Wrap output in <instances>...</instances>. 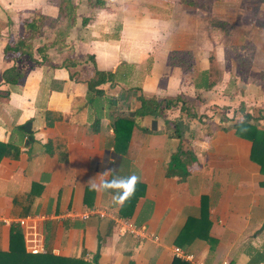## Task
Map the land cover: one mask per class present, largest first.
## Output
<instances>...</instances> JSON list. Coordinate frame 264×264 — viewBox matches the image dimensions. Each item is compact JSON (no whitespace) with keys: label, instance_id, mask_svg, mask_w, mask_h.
Segmentation results:
<instances>
[{"label":"crops","instance_id":"1","mask_svg":"<svg viewBox=\"0 0 264 264\" xmlns=\"http://www.w3.org/2000/svg\"><path fill=\"white\" fill-rule=\"evenodd\" d=\"M71 1L72 27L41 60L36 48L52 35L33 39L31 56L4 48L20 38L22 21L36 10L56 16L62 0H0V250H7L16 218L42 215L44 250L57 256L173 264L171 247L178 246L205 264H264V176L250 158L251 142L232 127L244 114L264 124V0H230L255 4L244 11L230 5L228 22L241 24L250 10L263 19L248 18L252 30H230L249 39L244 47L231 34L232 55L220 56L217 75L199 0H110L104 8ZM228 28L214 29L222 36ZM70 58L78 64L63 66ZM9 67L22 73L20 82L2 79ZM94 70L111 74L95 87L99 93L87 90ZM140 97L159 101L156 113L130 123L128 136L115 143L113 120L133 118ZM167 121L177 123L179 136L168 135ZM106 170L109 179L141 178L123 206L112 203L113 190L88 187ZM90 208L143 226L157 240L118 234L108 215L81 219Z\"/></svg>","mask_w":264,"mask_h":264},{"label":"trees","instance_id":"2","mask_svg":"<svg viewBox=\"0 0 264 264\" xmlns=\"http://www.w3.org/2000/svg\"><path fill=\"white\" fill-rule=\"evenodd\" d=\"M110 0H94V5L97 8H104L105 3ZM77 5L71 0H62L61 4L57 8V14L54 17L42 14L36 10L29 20L21 22V36L16 40H8L4 50L10 52H25L29 56L32 54V40L37 37H47L52 35V42L46 43L36 48L39 57L42 59L47 58L44 50L46 47L53 45V43L63 44L69 29L73 25L75 10ZM63 25L54 28L59 22ZM85 19H82V23ZM218 22L213 21L211 24L215 25ZM25 47V49H23ZM90 62H93L92 56H87ZM63 66L69 67L78 64V61L74 58L64 60ZM110 73H104L94 70L93 77L87 81V90L99 93L95 87L101 83H104L111 78ZM2 79L7 83H17L21 81L23 77L22 73L15 67H9L2 72ZM179 97L175 99L164 100L163 107H169L176 102ZM140 106L133 112V118L128 116H118L113 120V130L115 133V143L118 144L120 136H128L129 124L136 123L138 118L144 115H153L156 113V109L159 106V101L154 98L140 97ZM181 109L185 111L188 116H193V108L191 104H187L186 101H181ZM259 116L256 118L250 115L244 114L241 118L235 120L232 127L235 130V134L242 138H245L251 142L250 158L260 167V172L264 176V124H258ZM98 119L94 120L90 126L91 131L97 130ZM167 132L169 136H179V129L177 123L166 122ZM144 131H147L143 128ZM3 145L0 144V149ZM179 151L171 155V166L176 164L179 159ZM172 169V167H171ZM97 259V253L93 256L91 263L81 258H71L53 255L49 252L29 254L25 252L22 235L19 228H11L9 233V243L7 250H0V264H95ZM173 264H187L185 261L178 258H174Z\"/></svg>","mask_w":264,"mask_h":264},{"label":"built area","instance_id":"3","mask_svg":"<svg viewBox=\"0 0 264 264\" xmlns=\"http://www.w3.org/2000/svg\"><path fill=\"white\" fill-rule=\"evenodd\" d=\"M96 215L100 218L108 215L114 221V228L120 235L129 234L137 240L150 238L156 241L157 238L148 234L143 226H135L131 221L126 219L116 218L112 213L110 214L104 209L90 208L80 214V218L85 220L89 216ZM44 219L42 215H26L16 218L13 222L19 228L22 235V241L25 252L29 254L45 253L43 246V236L40 227L41 221ZM171 252L173 257L185 261L187 264H205L201 260H197L192 253L186 252L178 246H172ZM220 264H227L222 260Z\"/></svg>","mask_w":264,"mask_h":264},{"label":"rangeland","instance_id":"4","mask_svg":"<svg viewBox=\"0 0 264 264\" xmlns=\"http://www.w3.org/2000/svg\"><path fill=\"white\" fill-rule=\"evenodd\" d=\"M196 1V0H195ZM200 2V6H205V16H206V21H205V25L207 26V36H208V41H207V54L209 56V61H210V64H211V70L214 72V74L216 73L217 75V72H218V69L219 67H222L220 65V56H228L230 57L231 52L229 51L228 48H226V45H227V40L231 39V34H233L234 36H237V40H239V42L241 41L242 44L244 43V47L246 46L245 45V41H248L249 38L248 37V34L246 33H241V32H245L244 30L246 29V27H250L249 30H252L254 28V26H250L248 25L246 22H247V19H251V20H254V21H260L262 22L261 19H263L262 17H258V15H256V11L253 10V12L251 13L250 11L248 12V15H244L242 13L243 16L239 17L238 20H240L241 24L240 23H236V18H233V21L232 22H228L230 20H226V16L231 8H230V5H233V4H237V6H235V8H239V11H244L245 10V7H250L252 4H255L254 3H251V2H241V4H239L238 1H230V0H199ZM233 8V6H232ZM254 9V7H253ZM221 10V11H220ZM248 16V17H247ZM216 19V18H220L224 21H226L227 24H223L222 26H214L212 24L209 23L210 20L208 19ZM228 19V18H227ZM222 21V22H224ZM225 23V22H224ZM238 24V25H237ZM227 26L229 27L228 28V35H225L223 34L222 36L217 33L219 31H217L220 28H227ZM239 28H238V27ZM215 27H218V29H214ZM242 27V28H241ZM236 29H241L239 33H236L234 34V32H230V30H236ZM247 38V39H246ZM251 42V41H250ZM224 45V48L223 49H220L222 46ZM216 60V61H215ZM229 68V66H227ZM240 70H242L244 73H245V70L243 68H240ZM175 99V98H174Z\"/></svg>","mask_w":264,"mask_h":264},{"label":"clouds","instance_id":"5","mask_svg":"<svg viewBox=\"0 0 264 264\" xmlns=\"http://www.w3.org/2000/svg\"><path fill=\"white\" fill-rule=\"evenodd\" d=\"M112 170H106L91 178L88 181V187L92 191L105 192L113 190L114 194L111 197L112 203L117 206H123L136 191V185L140 182V177L135 174L128 176H114L109 179Z\"/></svg>","mask_w":264,"mask_h":264}]
</instances>
